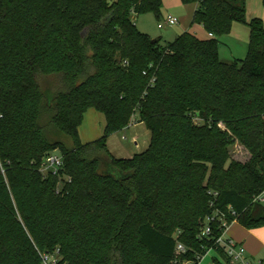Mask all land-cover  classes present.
I'll return each instance as SVG.
<instances>
[{
    "label": "trees",
    "instance_id": "16d2710c",
    "mask_svg": "<svg viewBox=\"0 0 264 264\" xmlns=\"http://www.w3.org/2000/svg\"><path fill=\"white\" fill-rule=\"evenodd\" d=\"M182 2L213 37L154 41L133 15L160 17L162 0H0V264H198L211 248L229 264L207 217L264 226L263 20L245 0ZM235 22L249 48L225 62ZM90 109L106 125L83 142ZM135 116L150 144L118 158L108 137ZM52 153L56 174L42 170Z\"/></svg>",
    "mask_w": 264,
    "mask_h": 264
},
{
    "label": "rangeland",
    "instance_id": "374dc122",
    "mask_svg": "<svg viewBox=\"0 0 264 264\" xmlns=\"http://www.w3.org/2000/svg\"><path fill=\"white\" fill-rule=\"evenodd\" d=\"M163 6L160 17L153 12L133 15L137 27L148 33L153 39L161 38L160 44L165 45L174 41L182 33L189 31L203 38L208 32L202 24H192L195 4L183 3L182 0H162ZM247 8V21L259 17L264 23V4L262 0H245ZM168 15L179 19L175 25L165 24L159 27ZM250 30L247 23L235 22L229 34L221 36L219 40V51L222 60L233 62L235 59H244L249 48ZM127 128L115 132L108 137V147L118 158L132 156L146 150L150 144V131L145 123L136 121ZM103 113L90 109L86 114L80 127V137L83 142H89L100 138L104 134ZM237 146H235L236 148ZM237 232L242 225L240 223L232 226ZM218 257L223 261L217 250L211 249L202 260L201 264H217L213 259ZM253 264H256L252 262Z\"/></svg>",
    "mask_w": 264,
    "mask_h": 264
},
{
    "label": "built area",
    "instance_id": "2783aa9c",
    "mask_svg": "<svg viewBox=\"0 0 264 264\" xmlns=\"http://www.w3.org/2000/svg\"><path fill=\"white\" fill-rule=\"evenodd\" d=\"M179 22V19L168 15L164 21H161L159 23V27H163L165 24L168 25H175ZM212 36V34H210ZM3 116L2 112L0 111V118ZM63 167V159L62 157L57 153L49 154L45 157V160L43 162L42 170L44 172H52L53 174H56L59 172V170ZM4 182L8 184V178H7V166L5 163V160L3 159L1 153H0V185ZM257 202L264 203V192L259 194L254 199ZM232 215H236V212L229 207ZM215 221H219L221 228H222V234L217 238L216 244L218 247L223 248L227 262L229 264H253L251 260L247 256V250L245 246L241 243L236 241L233 238L227 237V229L229 226L235 222L236 220H233V222L229 223L227 219L225 218L223 213L218 212L217 214H213L207 217L206 224L203 230V235H209L212 232V226ZM213 249V248H211ZM209 249L207 253L211 250ZM216 250V249H215ZM186 248L182 243H178L176 247V255H180L181 253L185 252ZM218 251V250H217ZM206 253V254H207ZM205 254V255H206ZM205 255L198 256V264H201L202 260L204 259ZM42 264H54L56 262V256L49 254V253H42ZM262 262L258 263L261 264ZM186 264H192L191 262H186Z\"/></svg>",
    "mask_w": 264,
    "mask_h": 264
},
{
    "label": "crops",
    "instance_id": "0c3cea01",
    "mask_svg": "<svg viewBox=\"0 0 264 264\" xmlns=\"http://www.w3.org/2000/svg\"><path fill=\"white\" fill-rule=\"evenodd\" d=\"M196 8H197V5L195 4V10ZM209 37H213V35L211 36L208 33V35L206 37H203V39L209 38ZM220 56H221V52H220ZM104 125H106V119L104 120ZM111 153L114 154L113 151H111ZM132 156L121 157V158H129ZM238 223L239 222L235 221L229 226V228L227 229L226 236L233 238L238 242H241L245 246L247 250V256L251 260V262L258 264L264 261V226L257 227V228H246L242 225V228H240L237 232H235L232 226Z\"/></svg>",
    "mask_w": 264,
    "mask_h": 264
},
{
    "label": "water",
    "instance_id": "95a60500",
    "mask_svg": "<svg viewBox=\"0 0 264 264\" xmlns=\"http://www.w3.org/2000/svg\"><path fill=\"white\" fill-rule=\"evenodd\" d=\"M154 41H157L158 40V38H155V39H153Z\"/></svg>",
    "mask_w": 264,
    "mask_h": 264
}]
</instances>
